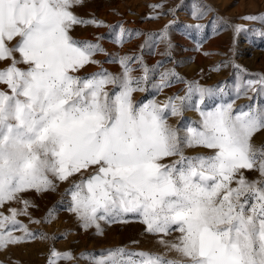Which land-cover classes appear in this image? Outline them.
<instances>
[{"label":"snow or ice","instance_id":"1","mask_svg":"<svg viewBox=\"0 0 264 264\" xmlns=\"http://www.w3.org/2000/svg\"><path fill=\"white\" fill-rule=\"evenodd\" d=\"M82 3L0 0V208L13 201L24 205L0 211V248L35 235L17 219L34 206L25 193L56 191L66 183L67 210L81 227L95 226L103 234L101 221L125 222L131 214L165 250L101 249L99 258L87 253L93 264H264V136L256 141L264 134V73L234 65V96L253 93L246 105H236L219 84L195 81L187 82L183 94L141 102L134 93L160 92L184 78L169 69L151 83L155 66L149 69L142 56L109 53L96 60L105 48L71 34L79 25L103 24L77 15L74 8ZM206 11V5L194 6L192 15L201 18ZM240 18L264 24V13ZM233 28L237 35L246 30ZM125 32L130 38L138 30L121 29L117 42ZM257 34L264 37V29ZM155 35L148 34L141 47H151ZM158 35L170 59L175 45L169 26ZM134 60L143 69L139 77L132 75ZM106 62H118L121 71H83ZM226 96L228 102H215ZM187 111L198 113V120H190L196 126L169 122ZM197 147L205 151L185 154ZM56 211L53 204L49 216ZM17 228L24 235H14Z\"/></svg>","mask_w":264,"mask_h":264},{"label":"rangeland","instance_id":"2","mask_svg":"<svg viewBox=\"0 0 264 264\" xmlns=\"http://www.w3.org/2000/svg\"><path fill=\"white\" fill-rule=\"evenodd\" d=\"M156 5L162 7H155ZM200 5L208 6V11L201 18H197L192 15V10L194 6ZM74 11L85 19L94 16L103 21L100 26L79 25L71 33L74 38L99 42L105 48V52L96 53V60L108 59L109 53L117 57L142 56L149 69L155 66V70L149 72L151 83H158L160 73L169 69L184 78L183 83H172L160 92L149 89L134 93L135 98L141 102H147L149 98L163 101L173 93L183 94L181 90L186 88L187 82L195 81L207 87L219 84L233 94L236 105H246L253 93L249 91L247 95L234 96V65H239L250 74L264 73V37L257 34V30L264 29V24L257 20L240 18L264 13V0H83ZM222 20L226 22L223 27ZM166 25L169 26V37L175 45L170 50V59H165L164 55L169 51L167 42L158 35ZM195 25L201 27L196 28ZM234 25H243L246 30L237 35L234 33ZM121 29L138 32L130 38H127L129 33L125 32V38L117 42ZM186 31L189 33L187 36ZM150 33L157 34L152 37L153 45L142 48ZM158 61L163 63L157 64ZM222 61L225 63H221ZM138 64L134 60L130 65L134 69L132 75L135 77L143 75V69ZM4 66L0 64V67ZM101 67L113 73L121 71L118 62L92 64L83 71L95 72ZM214 99L216 103H221L228 102L230 97ZM254 103H259V100ZM198 119V113L187 111L182 119L170 117L169 122H179L182 127L196 126L190 124V120ZM262 136L264 134L258 135L256 141L259 142ZM203 151L205 150L199 147L186 148L185 154L195 155ZM246 175L254 179L257 173L247 172ZM66 187V183H61L56 191L37 193L32 190L24 194V199H28L34 206L28 208L29 215H19L17 219L35 235L0 248V264H49L50 258L53 264H93L87 253L92 252L99 258V250L117 246H126L134 251L164 253L165 250L157 243V238L147 234L146 226L131 214L125 222L101 221L103 234H98L95 226L87 229L81 227L76 216L67 210L71 196L63 195ZM53 204L57 211L49 216ZM23 206L15 201L6 202L0 211L9 214L11 208L19 209ZM14 235L22 236L24 233L17 228ZM175 235L176 233L172 234L173 237ZM53 250L59 253L71 252L72 256L70 259L50 257ZM81 253L85 255L81 256Z\"/></svg>","mask_w":264,"mask_h":264}]
</instances>
